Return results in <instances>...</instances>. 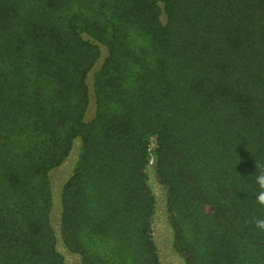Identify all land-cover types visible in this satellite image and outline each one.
Listing matches in <instances>:
<instances>
[{"label": "trees", "instance_id": "trees-1", "mask_svg": "<svg viewBox=\"0 0 264 264\" xmlns=\"http://www.w3.org/2000/svg\"><path fill=\"white\" fill-rule=\"evenodd\" d=\"M76 138L80 264H162L149 165L185 264H264V0H0V264H67Z\"/></svg>", "mask_w": 264, "mask_h": 264}, {"label": "rangeland", "instance_id": "rangeland-1", "mask_svg": "<svg viewBox=\"0 0 264 264\" xmlns=\"http://www.w3.org/2000/svg\"><path fill=\"white\" fill-rule=\"evenodd\" d=\"M104 48L102 49L101 58L94 65L95 69L102 57L104 56ZM88 84L91 82V72L89 73ZM92 100V99H91ZM88 109L85 115V118L88 119L92 115L93 112V103L92 101L88 104ZM80 153V140L76 138L74 140L73 146L66 157V159L56 168L52 169L50 174L51 180V190H52V207L50 211V220L53 228L55 229V233L57 236V249L61 252L64 257V260L67 264H80L79 256L75 253L70 252L64 246L60 239L59 235V219H60V201H59V192L62 183L66 180V178L71 173L72 167L74 165L75 160L77 159ZM148 173V182L149 186L152 190V193L155 197V208L154 213L152 215V235L153 240L157 246V252L159 259L162 264H185L182 256L178 254L172 244V232L169 227L167 216L165 212V190L162 185L156 179L154 167L149 165L147 167Z\"/></svg>", "mask_w": 264, "mask_h": 264}, {"label": "clouds", "instance_id": "clouds-1", "mask_svg": "<svg viewBox=\"0 0 264 264\" xmlns=\"http://www.w3.org/2000/svg\"><path fill=\"white\" fill-rule=\"evenodd\" d=\"M255 168L258 169L259 172L255 176L254 181L257 190L252 193V196H254L257 204L264 207V162H256ZM250 223H252L256 229L264 231V217H255Z\"/></svg>", "mask_w": 264, "mask_h": 264}, {"label": "built area", "instance_id": "built-area-1", "mask_svg": "<svg viewBox=\"0 0 264 264\" xmlns=\"http://www.w3.org/2000/svg\"><path fill=\"white\" fill-rule=\"evenodd\" d=\"M150 160L152 161V157L150 158Z\"/></svg>", "mask_w": 264, "mask_h": 264}]
</instances>
